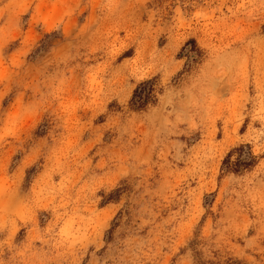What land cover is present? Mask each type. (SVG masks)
Returning <instances> with one entry per match:
<instances>
[{
  "label": "rangeland",
  "instance_id": "1",
  "mask_svg": "<svg viewBox=\"0 0 264 264\" xmlns=\"http://www.w3.org/2000/svg\"><path fill=\"white\" fill-rule=\"evenodd\" d=\"M0 264H264V0H0Z\"/></svg>",
  "mask_w": 264,
  "mask_h": 264
},
{
  "label": "trees",
  "instance_id": "2",
  "mask_svg": "<svg viewBox=\"0 0 264 264\" xmlns=\"http://www.w3.org/2000/svg\"><path fill=\"white\" fill-rule=\"evenodd\" d=\"M158 87L154 80L146 81L136 88L134 91L131 108L135 111L145 109L148 105L154 104L157 101ZM232 153H236V158L231 161ZM225 160V168L232 173H238L242 168H248L255 163V156L250 149L241 147L232 152Z\"/></svg>",
  "mask_w": 264,
  "mask_h": 264
}]
</instances>
